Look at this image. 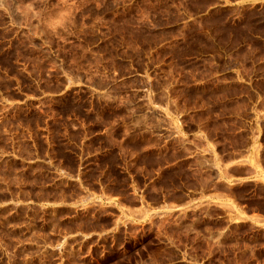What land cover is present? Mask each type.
<instances>
[{
	"label": "rangeland",
	"instance_id": "obj_1",
	"mask_svg": "<svg viewBox=\"0 0 264 264\" xmlns=\"http://www.w3.org/2000/svg\"><path fill=\"white\" fill-rule=\"evenodd\" d=\"M238 203L264 212V3L0 0V264H264Z\"/></svg>",
	"mask_w": 264,
	"mask_h": 264
},
{
	"label": "crops",
	"instance_id": "obj_2",
	"mask_svg": "<svg viewBox=\"0 0 264 264\" xmlns=\"http://www.w3.org/2000/svg\"><path fill=\"white\" fill-rule=\"evenodd\" d=\"M254 3H264V0H225V4L229 5H237V4H254ZM231 175H233L235 178L240 179V177H247L244 181H253L256 177L254 170H246L241 175H237L235 172H231ZM210 197V198H209ZM224 199L226 196L224 193L220 191H212V192H206L204 193L203 199ZM187 205L188 201L178 202V201H169L166 203V205ZM241 210L247 213V216L250 217V219H260L261 223H264V212L258 211L254 208H246L244 205H240L238 203ZM250 221V220H249Z\"/></svg>",
	"mask_w": 264,
	"mask_h": 264
},
{
	"label": "trees",
	"instance_id": "obj_3",
	"mask_svg": "<svg viewBox=\"0 0 264 264\" xmlns=\"http://www.w3.org/2000/svg\"><path fill=\"white\" fill-rule=\"evenodd\" d=\"M34 199H36L35 197H33Z\"/></svg>",
	"mask_w": 264,
	"mask_h": 264
}]
</instances>
